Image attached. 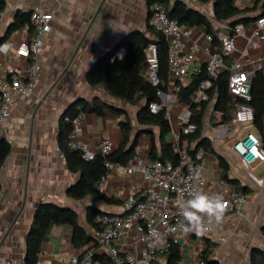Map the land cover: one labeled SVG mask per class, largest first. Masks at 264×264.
I'll return each instance as SVG.
<instances>
[{
    "label": "crops",
    "instance_id": "0c3cea01",
    "mask_svg": "<svg viewBox=\"0 0 264 264\" xmlns=\"http://www.w3.org/2000/svg\"><path fill=\"white\" fill-rule=\"evenodd\" d=\"M6 1V11L0 16V38L4 36L18 11H29L36 7L55 11L52 29L46 36V47L40 56L41 72L37 87L32 94L15 98L12 116L6 126L0 128V142L7 140L12 147L9 157L0 169V181L5 189V197L0 205V242L18 217L6 243L0 248V260H22L26 251V236L41 203H51L75 210L80 224L95 237V228L87 220L90 207L99 208L104 212L125 214L127 199L131 196L142 198L146 188V183L139 175H129L124 167H118L109 171L102 180L101 190L107 196L120 200L121 204L106 205L91 196L81 200L70 196L69 189L77 182L79 175L70 171L57 141L60 117L70 104L77 100L92 102L97 99L106 104L103 107V114L91 113L80 117L72 143H85L95 148L102 141L109 139L116 150L124 141L120 127V120L124 118V114L118 116L112 110L113 107L129 114L133 123L134 138L140 131L145 130L138 141L136 159L149 161L152 140L155 141L158 153L161 152V141L158 128H147L138 124V108L116 100L102 87L91 86L87 81V76L95 63L125 39L140 33L153 38L148 29L150 16L146 0H105L71 65L69 60L103 0ZM188 2L208 16L213 15V3L201 5L196 0ZM235 2L240 8L249 9L247 17L250 21L243 24L244 34L236 38V50L229 59L232 64L239 62L243 66L251 82L256 71L264 70V29L261 38L249 39L256 19L264 14V0ZM218 32H229V29L225 25H219ZM207 37L208 31L205 27L187 28L184 39L186 43L197 45V49L194 62L189 67V74L180 81L181 85L190 84L192 76L206 65L209 59L207 49L213 51L217 47ZM27 39L28 31L23 29L13 33L1 44L0 71L12 64V55L17 45ZM47 62L62 67L59 77L53 84L49 83L45 74ZM176 82L169 78L168 94L174 93ZM56 88L61 91L52 98V92ZM214 104L213 101L207 107L203 136L211 141L216 153L229 163L233 184L220 179L217 154L205 153L203 159L205 183L201 190L209 195H216L244 187L248 189L252 199L244 206L241 214L223 217L211 233L197 235L193 231L191 233L196 237H192L191 233L180 235L181 258L201 257L207 251L209 242L214 245L210 259L216 264H264L262 256L264 163H256L248 169L232 150L233 144L247 132H254L257 135L259 133L254 123L248 125L220 123V113L214 111ZM184 111V105L180 103H175L171 107L169 120L172 131L165 138L168 142L172 143L179 132V120ZM214 122L218 125H214ZM250 173L258 180H262V184H258ZM120 245L125 252L137 247L131 238L123 239ZM90 251H94L98 264H106L105 260H108V257L95 241H91L82 249H77L72 242L70 227H54L48 240L43 244L38 264H69L73 255L82 256ZM154 264L172 263L167 256L159 253Z\"/></svg>",
    "mask_w": 264,
    "mask_h": 264
},
{
    "label": "built area",
    "instance_id": "2783aa9c",
    "mask_svg": "<svg viewBox=\"0 0 264 264\" xmlns=\"http://www.w3.org/2000/svg\"><path fill=\"white\" fill-rule=\"evenodd\" d=\"M149 24L162 33L168 42L169 78L182 81L189 74V67L194 62L197 45L186 43L184 37L187 28L177 20L171 19L166 7L154 2L149 6ZM54 10H43L40 7L31 10V21L35 25V33L28 32V39L17 45L13 55L12 64L0 71V128L5 127L12 116V107L15 98L32 94L40 78V56L46 47V36L52 29ZM229 29V28H228ZM264 29V14L255 21L250 38L262 37ZM245 27L238 24L229 32H218L220 44L213 51L207 49L209 59L206 70L212 76L225 67V58H230L236 50V38L243 35ZM212 42V37L208 35ZM148 66L144 71L146 79L154 87H158V96L161 102H153L149 106L150 112L158 114L165 107L168 118L171 107L177 103L175 91L172 95L160 87L163 82L159 76L158 48L150 43L146 48ZM126 55V49L120 47L115 56L119 59ZM211 81H204L200 89L195 93L193 100L196 103L209 100L208 88ZM228 86L232 96L246 102L251 100V82L248 73L239 62L230 67ZM179 125L180 130L172 141L173 152L178 156L177 162L172 160H143L136 159L127 166L107 162L109 171L118 167H124L129 175H139L146 183L142 198L131 196L125 203L126 213L120 215L113 212H105L97 218L100 230L95 231L96 242L103 249L111 264H151L156 253L168 251L173 244L180 243V235H189L181 229L183 217L179 214L180 205L190 198L192 190H201L204 185L203 173L205 172L204 150L200 149L191 153V146L184 136L192 134L196 126L190 122L189 107L185 104ZM75 120V127L79 122ZM232 124H252L254 122L253 110L242 104L238 107ZM73 148L79 149L87 160L94 159L98 154L109 155L115 147L111 140L102 141L98 147L92 148L85 143H72ZM234 153L248 168L256 163H264V143L261 137L254 132H247L232 146ZM251 177L258 183L253 173ZM105 179V177L103 178ZM222 196L227 211L223 217L231 214H241L244 206L250 203L252 197L249 192L230 190L226 193H217ZM5 197V189L0 188V205ZM216 223L208 226L203 234L211 233ZM191 233V232H190ZM125 238H131L137 245L136 249L125 252L120 242ZM94 251L84 255H73L69 264H98L94 258ZM0 264H24L22 260H0ZM174 264H208L202 257L191 259L180 258Z\"/></svg>",
    "mask_w": 264,
    "mask_h": 264
},
{
    "label": "trees",
    "instance_id": "16d2710c",
    "mask_svg": "<svg viewBox=\"0 0 264 264\" xmlns=\"http://www.w3.org/2000/svg\"><path fill=\"white\" fill-rule=\"evenodd\" d=\"M196 1L201 5L213 3V15L208 16L206 13L192 7L188 0H146L148 7L154 2L163 4L169 17L177 20L186 28H207L208 35L212 37V43L217 46L220 44L217 37V26L225 25L233 30L236 25L246 24L250 21V18L247 17L250 12L249 9L240 8L235 0ZM6 8L7 1L0 0V16L6 11ZM23 29H26L31 35L35 33V25L31 21V10L17 12L14 21L8 26L4 36L0 38V46L13 33ZM148 29L153 38H148L145 34L140 33L125 39L95 63L87 76V81L91 86L102 87L116 100L138 108L137 122L142 127H156L159 129L161 152L158 153L155 141L152 138L153 146L149 156L150 160H172L176 163L178 156L173 152L172 143L165 139L172 131L167 110L164 107L158 114L150 112V104L161 102V100L158 96L159 88L151 85L144 75V71L148 66L145 51L150 43H154L158 48L159 76L163 82L160 88L167 91L169 83V46L162 33L155 30L150 24ZM120 47L126 49V55L121 59L115 56ZM224 62L225 67L216 77H212L207 72L206 65H204L198 73L192 76V80L187 86L181 85L180 81L175 84V87L178 88L175 91L176 101L189 107L190 122L196 126L194 133L183 137L193 146L191 153L202 149L205 153L217 154L211 141L203 136L206 110L209 103L213 101L215 102L214 111L220 113L219 120L222 124L231 122L240 105L249 106L254 113L253 123L255 128L264 143V70H258L252 76L251 100L246 102L240 98H234L230 93L228 79L232 61L225 58ZM206 80L211 81V86L207 90L209 100L196 103L193 97ZM104 105L106 104L98 99L92 102L77 100L70 104L60 117L57 141L70 171L79 175L77 182L69 189L70 196L77 200L91 196L106 205H119L121 204L120 200L107 196L101 190V182L109 172L106 163L129 165L137 157L138 141L145 130L140 131L134 138L133 123L129 114L113 107L112 110L118 116L124 114V118L120 120L124 141L114 152L105 156L98 154L94 159L87 160L79 149L72 146V137L76 131L75 120L84 114H103ZM214 125L218 124L214 122ZM11 150V144L7 140L0 142V169L9 157ZM217 156L220 163V179L228 184H233L230 177L229 163L223 156L218 154ZM0 188H2L1 181ZM237 191L248 192V189L243 187ZM103 213H105L103 210L96 207L88 209L87 220L95 228V231L100 230L97 218ZM60 226H68L72 229V242L77 249L88 246L91 241H95V244L98 245L96 238L90 235L80 224L78 213L75 210L51 203H41L35 213L33 225L26 236L24 264H38L43 244L48 240L52 228ZM191 236L196 237L192 233ZM213 250L214 245L208 242L207 251L201 255L208 264H216L215 261L210 259ZM158 254L156 253L151 264H154ZM161 254L167 256L170 263L174 264L181 258L180 246L173 244L168 251L161 252ZM262 256L264 261V254ZM94 258L96 259L97 256H94ZM105 263L111 264L109 259L105 260Z\"/></svg>",
    "mask_w": 264,
    "mask_h": 264
},
{
    "label": "clouds",
    "instance_id": "9594fccd",
    "mask_svg": "<svg viewBox=\"0 0 264 264\" xmlns=\"http://www.w3.org/2000/svg\"><path fill=\"white\" fill-rule=\"evenodd\" d=\"M189 196L179 209V214L183 217L181 229L185 233L195 231L197 235L203 234L210 224H218L227 211L222 196L209 195L202 190H192Z\"/></svg>",
    "mask_w": 264,
    "mask_h": 264
},
{
    "label": "water",
    "instance_id": "95a60500",
    "mask_svg": "<svg viewBox=\"0 0 264 264\" xmlns=\"http://www.w3.org/2000/svg\"><path fill=\"white\" fill-rule=\"evenodd\" d=\"M104 2H105V0H103L102 3L100 4L99 9L97 10V12H96V14L94 15V17H93V19H92L90 25L88 26L85 35H84L83 38L81 39V41H80V43L78 44L77 48L75 49V51H74L72 57L70 58V60H69V64H70V65H71V63L73 62V60L75 59V57L77 56L78 51H79V49H80V46L82 45V43H83V41H84V39H85V37H86L88 31L90 30V28H91V26H92V24H93L95 18L97 17V15H98V13H99V11H100L102 5L104 4ZM68 67H69V66H68ZM37 109H38V108H37ZM32 131H33V124H32ZM32 131H31V138H32ZM122 215H124V214H122ZM17 218H18V217L15 218V220H14L13 223H12V225L8 228V230L6 231L5 235L3 236V238H2V240H1V242H0V248L6 243V240H7L8 236H9V233H10V231L12 230V228H13L15 222L17 221Z\"/></svg>",
    "mask_w": 264,
    "mask_h": 264
},
{
    "label": "rangeland",
    "instance_id": "374dc122",
    "mask_svg": "<svg viewBox=\"0 0 264 264\" xmlns=\"http://www.w3.org/2000/svg\"><path fill=\"white\" fill-rule=\"evenodd\" d=\"M45 67H46L45 74L47 75V78L49 79V83L53 84L55 80L59 77L62 67L59 65L55 66L52 64V62H47ZM58 88L54 89V91L52 92V95H51L52 98L56 97L60 93L61 90H59Z\"/></svg>",
    "mask_w": 264,
    "mask_h": 264
}]
</instances>
